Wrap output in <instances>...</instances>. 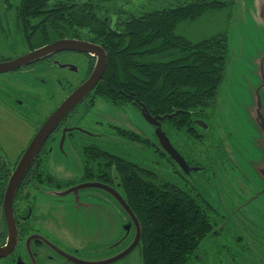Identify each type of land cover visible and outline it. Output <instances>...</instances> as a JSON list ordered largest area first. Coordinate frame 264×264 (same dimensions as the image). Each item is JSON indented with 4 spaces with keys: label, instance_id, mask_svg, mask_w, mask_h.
I'll use <instances>...</instances> for the list:
<instances>
[{
    "label": "rangeland",
    "instance_id": "rangeland-1",
    "mask_svg": "<svg viewBox=\"0 0 264 264\" xmlns=\"http://www.w3.org/2000/svg\"><path fill=\"white\" fill-rule=\"evenodd\" d=\"M179 1L113 0L118 10L129 13ZM219 1L224 4L221 9L183 21L176 29L193 42L222 32L229 40L225 76L211 110L212 131L207 132L228 140H204L207 170L191 177L210 202L217 224L201 241L190 264H264V131L258 122V111L264 118V0ZM22 51V47L16 50ZM44 66L36 63L0 74V155L7 166L15 164L40 124L62 104L60 80L81 77V66L72 61L53 63L48 70ZM80 123L100 135L102 148L160 169V163L154 164L159 157L153 149L131 147L118 134L121 128L155 139V130L136 106L115 107L99 98ZM218 143L225 156L219 155ZM197 144L192 149L194 159L205 153L206 146ZM47 170L62 180L82 175L81 161L68 138L57 136L52 142ZM53 196L49 188L38 193L37 210L43 214L39 226L65 247L81 245L83 261H106L130 247L133 230L129 233L128 217L112 199L93 200L84 206L83 193L79 202L72 195L63 196L60 202ZM112 264H142L140 247Z\"/></svg>",
    "mask_w": 264,
    "mask_h": 264
},
{
    "label": "trees",
    "instance_id": "trees-1",
    "mask_svg": "<svg viewBox=\"0 0 264 264\" xmlns=\"http://www.w3.org/2000/svg\"><path fill=\"white\" fill-rule=\"evenodd\" d=\"M223 6L219 0H180L129 13L113 0H21L15 29L22 39L38 34L47 42L43 45L70 38L101 46L107 66L93 100L121 105L133 94L151 115L165 116L167 133L193 136L192 119L215 106L229 40L222 32L193 42L176 29ZM47 152L46 144L34 163ZM117 169L122 196L140 224L142 264H190L217 224L212 206L199 195L142 175L137 166L119 163Z\"/></svg>",
    "mask_w": 264,
    "mask_h": 264
},
{
    "label": "flooded vegetation",
    "instance_id": "flooded-vegetation-1",
    "mask_svg": "<svg viewBox=\"0 0 264 264\" xmlns=\"http://www.w3.org/2000/svg\"><path fill=\"white\" fill-rule=\"evenodd\" d=\"M20 1L21 0H0V62L15 59L43 45L44 43H42V41L45 42L43 37L38 34H32L26 39H22L21 35L17 34V29L15 28L18 10L16 7ZM19 47L20 49L22 47L23 51L17 53L16 50ZM71 61L81 66V77L76 78L74 76L71 80H60V91L64 95V101L76 88L90 78L96 66L97 57L77 51H60L24 67H30L36 63H43L46 70H48V66L50 65L53 67V63H68ZM20 69L21 68L17 70ZM73 78H76L75 82H73ZM93 90L83 97L63 117L46 139L41 149L47 144L48 152L43 153L42 157L34 163L38 152L28 167L14 192L12 199V214L10 213L9 215H7L5 206L8 184L22 154L12 167L7 166L5 158L0 155V248H3L0 252V254H2L0 255V264H77V261H83L82 258L84 254L81 245L65 247L63 244L58 243V241L52 240L49 235L44 234L42 227L39 226L38 221L43 222V214L39 211V208L37 210V196L43 188L53 190L55 194L53 197L58 202L62 201L65 195H72L74 198L76 197V200L79 202L82 193L85 196V201H87L84 206L91 204L90 202L93 200L99 202L102 201L103 198L106 201H108V198H110V200L112 199L128 217L130 224L127 229L129 233L133 230L130 243L132 244L136 234V226L115 195L119 193L122 196L123 192L120 174L117 169L119 163L125 164L126 166H137L141 168L140 171L142 175L147 176L151 174L157 177L164 186L170 183L175 189H182L190 194L199 195L205 203L210 205L205 194L199 192L196 185L197 182L192 180L191 177L194 173L207 170L205 164L208 163L209 157L208 153L205 151L207 146L204 144V140H228L227 138L218 136H208L207 132L212 131L210 122L212 119L211 110L214 109L215 106L207 111H202L200 115L192 119L191 128L193 136H181L175 132L167 133L165 129L166 124L163 123L164 119L160 120L161 129L168 137L171 146L184 159V167H182L169 153L165 142L158 138L156 134L157 125L151 124L145 117L142 106L145 108L146 106L137 102L133 94L127 95L130 98L129 102L121 105H114L102 97H97L93 100V96L91 95ZM99 98L104 99L115 107L134 105L141 111L147 124L152 126L153 130H155V139L151 140L149 137H144L136 132L123 130L121 128L118 130V134L120 137L126 139V142H128L131 147H137L139 150L144 148L147 150L153 149V154L159 157L157 161H154V164L160 163V169L148 165V163H135L124 154L114 153L102 148L100 135L96 134V131L81 125L80 122H82L83 117L95 107L97 99ZM21 104H23V102H21ZM52 113H50V115ZM49 116H47L46 119ZM38 129L36 131H38ZM57 136H63L64 139L68 138L79 156L83 170L80 178L76 180L58 179L47 170V160L49 158L51 144ZM180 140H182V142ZM197 143L206 146L204 147L205 149L203 148L205 153L200 154V158L194 159L195 155H193L192 149ZM215 147L219 155H226L225 149H222L220 143L216 144ZM162 161L166 162L163 166ZM205 180L206 179L203 178L202 181L205 182ZM60 189H63V191H60ZM128 231L127 234H129Z\"/></svg>",
    "mask_w": 264,
    "mask_h": 264
},
{
    "label": "water",
    "instance_id": "water-1",
    "mask_svg": "<svg viewBox=\"0 0 264 264\" xmlns=\"http://www.w3.org/2000/svg\"><path fill=\"white\" fill-rule=\"evenodd\" d=\"M60 51H77L82 53H87L92 56L97 57L96 66L90 76V78L80 85L78 88H76L63 102L59 105V107L44 121V123L40 126L30 143L28 144L27 148L22 153V156L13 171L11 178L9 180L8 184V190H7V197L5 200V206H6V212L7 215L10 213L12 214V199L14 192L20 183L22 177L24 176L25 172L27 171L28 167L36 157L37 153L41 149L42 145L45 143L46 139L49 137L51 132L56 128V126L60 123V121L63 119V117L87 94H89L98 81L102 78L106 66H107V55L104 51V49L94 43L85 41V40H79V39H70V38H63L58 39L54 42H51L49 44L43 45L41 47H38L32 51H29L25 54H22L18 56L15 59L0 62V74L1 73H7L15 71L19 68H22L26 65L32 64L36 61H39L51 54H54L56 52ZM143 112L147 120L151 124L157 125L156 134L158 138L165 142V145L167 147V150L172 155V157L182 166L184 167V159L183 157L177 153V151L171 146L168 137L165 135V133L161 129L160 120L165 119L164 117L159 116H152L148 110L142 106ZM258 122L261 125L263 131H264V118L260 111H258ZM117 197V200L125 209V211L129 214V216L132 218L135 226H136V234L135 238L130 245L124 252L119 254L118 256L101 262H85V261H77V264H112L116 262L119 259H122L127 254H129L133 249L136 247H140V239H141V229L138 219L133 214L129 204L126 202V200L119 194H115ZM3 250V248H0V252ZM2 255V254H0Z\"/></svg>",
    "mask_w": 264,
    "mask_h": 264
}]
</instances>
